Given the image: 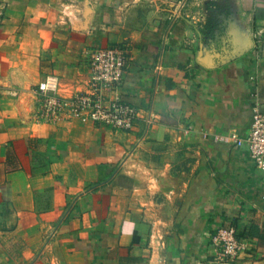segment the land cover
I'll use <instances>...</instances> for the list:
<instances>
[{
  "label": "crops",
  "instance_id": "crops-1",
  "mask_svg": "<svg viewBox=\"0 0 264 264\" xmlns=\"http://www.w3.org/2000/svg\"><path fill=\"white\" fill-rule=\"evenodd\" d=\"M128 55L134 129L41 113L88 90L89 51ZM264 0H0V264H264ZM216 135L228 140L217 141ZM248 239L218 261L211 241Z\"/></svg>",
  "mask_w": 264,
  "mask_h": 264
},
{
  "label": "built area",
  "instance_id": "built-area-1",
  "mask_svg": "<svg viewBox=\"0 0 264 264\" xmlns=\"http://www.w3.org/2000/svg\"><path fill=\"white\" fill-rule=\"evenodd\" d=\"M87 75L88 90L70 96L59 93V78L49 76L41 81L38 90L43 93L41 113L55 120L79 119L83 122L105 123L112 127L130 131L134 129L139 109L123 100L119 90L124 84L128 63L126 51L116 46H94L89 51ZM238 145L246 144L251 158L262 172L264 196V113L253 114L249 133L232 137ZM217 141L228 140L226 135H216ZM212 244L217 249V260H233L249 245L234 225L220 226L212 234Z\"/></svg>",
  "mask_w": 264,
  "mask_h": 264
}]
</instances>
